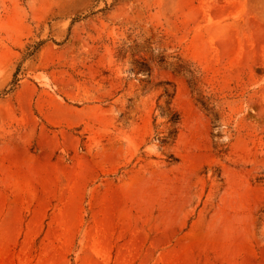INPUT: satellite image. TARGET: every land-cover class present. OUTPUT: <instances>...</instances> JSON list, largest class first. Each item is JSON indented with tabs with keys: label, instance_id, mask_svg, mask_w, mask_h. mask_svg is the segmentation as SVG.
I'll return each mask as SVG.
<instances>
[{
	"label": "rangeland",
	"instance_id": "obj_1",
	"mask_svg": "<svg viewBox=\"0 0 264 264\" xmlns=\"http://www.w3.org/2000/svg\"><path fill=\"white\" fill-rule=\"evenodd\" d=\"M0 264H264V0H0Z\"/></svg>",
	"mask_w": 264,
	"mask_h": 264
},
{
	"label": "trees",
	"instance_id": "obj_2",
	"mask_svg": "<svg viewBox=\"0 0 264 264\" xmlns=\"http://www.w3.org/2000/svg\"><path fill=\"white\" fill-rule=\"evenodd\" d=\"M18 75H19V70H17V72L14 74V81L12 82L13 88L18 85ZM168 111H169V115H168L169 122L176 126L174 131H177V126L180 123V117L176 112H174L170 108L168 109Z\"/></svg>",
	"mask_w": 264,
	"mask_h": 264
}]
</instances>
